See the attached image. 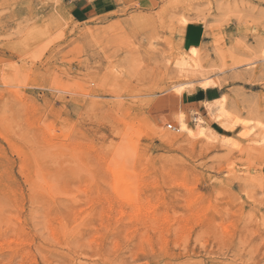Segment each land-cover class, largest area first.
<instances>
[{
    "label": "rangeland",
    "instance_id": "rangeland-1",
    "mask_svg": "<svg viewBox=\"0 0 264 264\" xmlns=\"http://www.w3.org/2000/svg\"><path fill=\"white\" fill-rule=\"evenodd\" d=\"M150 1L0 0V264H264V0Z\"/></svg>",
    "mask_w": 264,
    "mask_h": 264
},
{
    "label": "bare ground",
    "instance_id": "bare-ground-1",
    "mask_svg": "<svg viewBox=\"0 0 264 264\" xmlns=\"http://www.w3.org/2000/svg\"><path fill=\"white\" fill-rule=\"evenodd\" d=\"M184 60H185V58H184ZM193 62H195V63H192V64L190 63V67L193 68V70L198 69L200 67L199 62H197L195 59ZM198 82H199V86L202 89H207L210 87H216L218 85V82H216L215 79H212L211 77L201 78L200 80H198ZM205 104L208 105V106H206L208 109V112L214 118V120H216L217 122L221 123V121L224 118L226 119L228 117L227 111L224 107V96H220V97L215 98L213 100H206ZM193 119L195 121V127L194 128H189L183 119H179V128L186 131L192 137L198 136V135L202 136L203 134H205V130H204L205 125L203 124V123H205L204 120L202 118L197 117V116H195ZM225 127H226V129L232 128V124L227 125ZM172 130L177 131V128L174 126V128H172Z\"/></svg>",
    "mask_w": 264,
    "mask_h": 264
},
{
    "label": "crops",
    "instance_id": "crops-1",
    "mask_svg": "<svg viewBox=\"0 0 264 264\" xmlns=\"http://www.w3.org/2000/svg\"><path fill=\"white\" fill-rule=\"evenodd\" d=\"M149 4H151L150 0H141L139 6L141 8H147ZM79 9L81 8L79 7ZM80 12L82 14L85 13V11H80ZM69 13L74 18L72 12L70 11ZM203 37H204V31L202 30V26L198 23L192 22L184 26L180 37V43L184 49L188 48L189 46H200ZM216 94L217 91L214 90L213 87L202 89L201 95L198 98L192 99L191 101H189V103L201 105L203 104V101L213 100L215 98H218L216 97L217 96Z\"/></svg>",
    "mask_w": 264,
    "mask_h": 264
},
{
    "label": "built area",
    "instance_id": "built-area-1",
    "mask_svg": "<svg viewBox=\"0 0 264 264\" xmlns=\"http://www.w3.org/2000/svg\"><path fill=\"white\" fill-rule=\"evenodd\" d=\"M167 128L172 129V128H174V126L171 123H168Z\"/></svg>",
    "mask_w": 264,
    "mask_h": 264
}]
</instances>
